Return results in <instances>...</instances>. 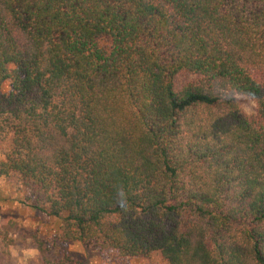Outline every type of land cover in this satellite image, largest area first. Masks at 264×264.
Here are the masks:
<instances>
[{"label": "trees", "instance_id": "trees-1", "mask_svg": "<svg viewBox=\"0 0 264 264\" xmlns=\"http://www.w3.org/2000/svg\"><path fill=\"white\" fill-rule=\"evenodd\" d=\"M5 144L63 244L264 264V0H0Z\"/></svg>", "mask_w": 264, "mask_h": 264}, {"label": "rangeland", "instance_id": "rangeland-1", "mask_svg": "<svg viewBox=\"0 0 264 264\" xmlns=\"http://www.w3.org/2000/svg\"><path fill=\"white\" fill-rule=\"evenodd\" d=\"M190 79L179 75L177 87ZM3 91H8V84ZM237 102L247 118H256V107L250 99L238 96ZM6 147L7 144L0 150V162ZM26 199L32 200L34 196L15 175L0 178V264H54L65 257L85 264H165L156 253L129 259L115 253L85 250L80 243L63 244L57 239L60 222L27 207Z\"/></svg>", "mask_w": 264, "mask_h": 264}]
</instances>
